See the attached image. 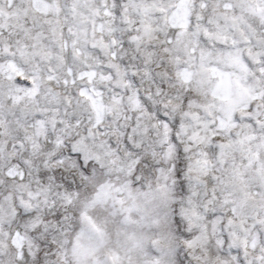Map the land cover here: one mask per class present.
Instances as JSON below:
<instances>
[{"label": "snow or ice", "instance_id": "1", "mask_svg": "<svg viewBox=\"0 0 264 264\" xmlns=\"http://www.w3.org/2000/svg\"><path fill=\"white\" fill-rule=\"evenodd\" d=\"M0 264H264V0H0Z\"/></svg>", "mask_w": 264, "mask_h": 264}]
</instances>
